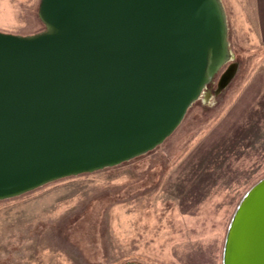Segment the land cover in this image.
<instances>
[{
	"label": "water",
	"instance_id": "water-1",
	"mask_svg": "<svg viewBox=\"0 0 264 264\" xmlns=\"http://www.w3.org/2000/svg\"><path fill=\"white\" fill-rule=\"evenodd\" d=\"M39 15V32L0 30V199L155 149L230 55L222 0H40ZM223 264H264V178Z\"/></svg>",
	"mask_w": 264,
	"mask_h": 264
},
{
	"label": "rangeland",
	"instance_id": "rangeland-1",
	"mask_svg": "<svg viewBox=\"0 0 264 264\" xmlns=\"http://www.w3.org/2000/svg\"><path fill=\"white\" fill-rule=\"evenodd\" d=\"M222 3L229 58L178 128L119 165L0 199V264H223L233 216L264 178V37L252 0ZM39 5L0 0V30H44Z\"/></svg>",
	"mask_w": 264,
	"mask_h": 264
},
{
	"label": "crops",
	"instance_id": "crops-1",
	"mask_svg": "<svg viewBox=\"0 0 264 264\" xmlns=\"http://www.w3.org/2000/svg\"><path fill=\"white\" fill-rule=\"evenodd\" d=\"M252 8L257 31L264 37V0H252Z\"/></svg>",
	"mask_w": 264,
	"mask_h": 264
}]
</instances>
